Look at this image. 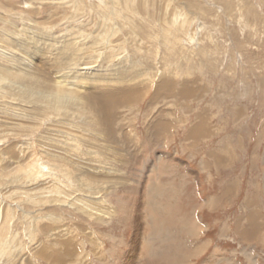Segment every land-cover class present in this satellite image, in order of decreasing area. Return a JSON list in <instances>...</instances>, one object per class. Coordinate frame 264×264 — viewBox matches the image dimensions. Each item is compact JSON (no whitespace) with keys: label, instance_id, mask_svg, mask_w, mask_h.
<instances>
[{"label":"rangeland","instance_id":"obj_1","mask_svg":"<svg viewBox=\"0 0 264 264\" xmlns=\"http://www.w3.org/2000/svg\"><path fill=\"white\" fill-rule=\"evenodd\" d=\"M134 248L264 264V0H0V264Z\"/></svg>","mask_w":264,"mask_h":264},{"label":"bare ground","instance_id":"obj_2","mask_svg":"<svg viewBox=\"0 0 264 264\" xmlns=\"http://www.w3.org/2000/svg\"><path fill=\"white\" fill-rule=\"evenodd\" d=\"M102 77V76H101ZM85 80V79H84ZM64 91L66 90V89H63ZM104 93V94H103ZM102 93V96L100 97V96H98V97H96V99L98 100V102H100L101 103V105H100V108H98V109H102V110H106L107 109V105L108 104H105L106 102L108 103V101H110V100H108V98L110 97L109 96V94H108V91H104ZM110 93H113V92H111L110 91ZM114 93H116V92H114ZM113 93V94H114ZM118 94L119 93H117L116 95L118 96ZM107 97V98H106ZM111 97H113V96H111ZM118 97H120V96H118ZM127 97V96H126ZM119 99V98H118ZM119 100H121L122 101V98L121 99H119ZM117 102V101H116ZM116 104V103H115ZM99 106V105H98ZM107 111H109L108 109H107ZM109 115V114H108ZM104 121V120H103ZM199 127H200V129H198V131H200L201 133L203 132L202 131V129L204 130V127L202 128V124L200 123V125H199ZM196 129V128H195ZM197 130V129H196ZM159 170V169H158ZM152 190H155V191H158L159 193H155V192H152L151 190L149 191L150 193V195H154V197H157V195L159 196V194L161 193V191L159 190V187H154ZM165 192V191H164ZM162 194H164V193H162ZM149 201H151V200H149ZM149 203V202H148ZM250 204V203H249ZM151 205V207H152V209L153 210H155L156 212H157V210L160 208V207H162L163 206V203L162 204H160L159 203V201H156V200H154V202H152V203H150L149 204V206ZM162 205V206H161ZM157 206H159V207H157ZM165 207H166V205H165ZM167 208V207H166ZM164 208V210H163V207H162V210H163V213H165L164 215L166 216L167 215V213H169L168 211L170 210L171 211V209H169V208ZM150 210V209H149ZM161 210V211H162ZM152 212V211H151ZM147 213H149V212H147ZM172 214V213H171ZM148 215V216H147ZM160 215H161V220L162 221H165L166 219L164 218V216H163V214H162V212H160ZM185 215H187V214H185ZM163 216V217H162ZM172 216V215H171ZM254 216V215H253ZM251 218H252V216H250ZM159 219V218H158ZM165 219V220H164ZM170 219V218H169ZM174 219V218H173ZM172 220V219H171ZM179 220V219H178ZM136 221V220H135ZM146 221H147V223H145V224H149V226H150V229H149V231H150V234H152L151 236V238H152V242H150V241H147V245H146V247H144V249H146V250H150V252L152 253V255L154 256V258L157 256V255H159V252L157 251L158 249H157V247L156 248H154V245H152V243H153V239H156V238H162V239H164V240H166V238H164V237H167L168 235H171V234H166L165 233V229L167 228V227H165V229H164V227H163V225H164V223L161 221V222H159V229H157V226H158V221H157V219H156V217H155V214H154V217L152 216V214H146ZM170 221V220H169ZM175 221V220H174ZM184 221V220H183ZM181 223V222H180ZM184 224V223H183ZM137 225H138V223H137ZM185 225V224H184ZM202 225V224H201ZM147 226V225H146ZM199 226H200V224H199V221L198 220H193V218H192V221L189 223V222H186V225L184 226L186 229V231L187 232H189V234H191V235H197L198 233H200V228H199ZM148 227V226H147ZM163 227V228H162ZM183 227V228H184ZM202 228V227H201ZM137 229H140V225H138V227H137ZM162 229H164V233L167 235H163L162 234ZM154 230H156L157 232H155V234H153L152 232L154 231ZM168 230V229H167ZM169 231V230H168ZM167 231V232H168ZM170 233V232H169ZM183 233V232H182ZM138 238H139V235H138ZM137 238V239H138ZM136 238H135V240H137ZM142 251H140V253H143V255H144V249H143V247H141L140 248ZM139 249V250H140ZM167 249V248H166ZM199 249V251L201 252L203 249H202V247H201V249L200 248H198ZM190 251V250H189ZM199 251H197V252H195V254H198L199 253ZM147 252V251H146ZM184 252V251H183ZM137 253H138V250L136 249V248H134V250L133 249H130L129 251H128V253H127V255H126V263L125 264H131L132 262H133V260H135V261H137V260H139V264H141V261L143 260V258H142V260L140 259V256L138 257V256H136L137 255ZM169 253V257H171L172 258V262H173V264H177V262H178V260L181 262V260L183 259H185V258H188L189 256L188 255H190V254H188V252H184V253H181V252H173V251H171V252H168ZM168 253H167V256H168ZM194 253V252H193ZM161 254V253H160ZM148 255H150L149 253H148ZM249 255H250V257H251V259H250V261H252L251 263H253V264H258V259H256L255 257H253L252 256V253L250 254L249 253ZM167 258L168 257H165V261H167ZM156 259V258H155ZM166 263V262H165ZM168 263V262H167ZM169 264H171V263H169Z\"/></svg>","mask_w":264,"mask_h":264},{"label":"crops","instance_id":"obj_3","mask_svg":"<svg viewBox=\"0 0 264 264\" xmlns=\"http://www.w3.org/2000/svg\"><path fill=\"white\" fill-rule=\"evenodd\" d=\"M256 198H257V197H256ZM258 198H259V197H258ZM258 198L255 199V200H251V201H250V204H249V207H250V206H251V207H256V206H258V203H260V200H259ZM261 201H262V200H261ZM256 212L259 214L258 211H252V214H255ZM255 215H256V214H255ZM255 215H254V216H255ZM254 216H253V217H254ZM251 220H252V218H251Z\"/></svg>","mask_w":264,"mask_h":264}]
</instances>
